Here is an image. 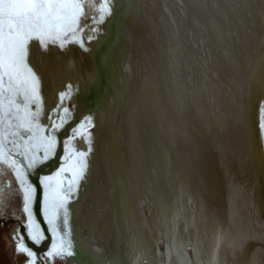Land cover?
I'll return each mask as SVG.
<instances>
[{"label": "bare ground", "instance_id": "bare-ground-1", "mask_svg": "<svg viewBox=\"0 0 264 264\" xmlns=\"http://www.w3.org/2000/svg\"><path fill=\"white\" fill-rule=\"evenodd\" d=\"M142 1L112 0V15L99 25H91L96 28L95 32L89 29L85 34L87 38L92 36L89 41L94 49L95 59L98 60L100 68L107 78L116 108V117L121 122V146L127 172V183L130 185L132 182L129 172L131 166L139 168L140 171H143L147 166H156L154 204L159 209V221L162 223L167 240L172 242V233L169 232L177 223V235H174V240L177 239L178 244H181L183 239L191 238L195 244L189 255H181L179 251L176 252L175 262L176 264H201L203 259L207 261L216 257V253L207 256L203 251L205 243L212 244L214 241V228L212 222L202 220L201 211L196 208L185 209L183 207L182 199L189 197L185 185L189 180L184 176L181 165L178 163V155L172 150L167 129L158 114V91L154 83L161 78L168 88L169 82H171V85L178 83L180 88L187 86L191 90L193 78L196 79L199 76L192 74L193 72L190 73L189 69L203 72V75L206 73L205 76H207L208 67L214 70L219 67L226 70L227 78H229L228 84L223 82L224 78L221 80L216 75L213 77L217 87L221 88L225 97L227 96V102L229 100V103L232 104V107L228 104L227 108L224 106L225 110L221 112L225 116L227 113L228 118L231 119L234 116L235 119L236 116L239 119L243 116L246 118L248 130L245 134V142L241 143L243 146L240 148L239 156L243 160L244 166L246 164L253 165L257 156L253 145L251 148L248 146V135L251 133L252 136H256L255 134L260 129V109L264 105V66L262 65V67L261 63L255 66L249 63L257 51L262 52L264 49V37L260 40L261 35L244 27L243 22L247 23L244 7L248 5L250 10L259 12L262 17L263 27L260 32L264 34V0ZM219 17H222V20L217 19ZM188 38H191L194 44L190 49L188 48ZM243 40L255 43L254 46L257 43L259 45L257 49H252L250 46L248 49H244L241 48ZM179 46L182 48L177 51ZM215 47L228 49L225 54L227 61H220V64L216 65L207 58L205 62L208 64L202 63L201 61L205 57L200 58V54ZM211 51L213 52V50ZM87 53L88 51L82 49L78 44L69 45L63 50L53 46L45 51L36 42H33L30 47L29 61L41 79L44 109H48L49 104L44 97L48 90L47 81L51 79L53 83L56 78L63 91L70 84L74 89L72 98L68 100V108L71 113L69 124H72V129H78L81 119L85 120L84 117L92 118V126L88 127L87 131L81 130L80 134L73 138L74 145L70 149L72 152L88 153L86 157L87 179L80 182L78 190L79 202L85 201L86 204L82 203L81 206L69 211L72 213V220L69 221L70 229L77 231V233L75 231V235H70V239L72 242L74 239L77 240L78 245L86 248V252L92 254L93 258L110 256L113 259V256H117L119 250L124 246L125 241L122 233L126 230V226L121 227L118 214L116 221L113 220L114 215L111 211V204L104 193L105 188L104 192L100 191L103 198L100 205L96 204L98 197L95 191L91 193L92 200L87 197L89 191L86 186L91 184L94 177L92 171L94 159L91 154L92 150L87 147L86 143L83 145V141L89 138L94 143L99 141L98 135L93 133V130L96 131V121L103 114L97 107L96 101H93L94 103L90 106L87 102L89 107L85 111L82 106L85 101H88L84 85L85 71L87 70L83 65L85 64L84 60L88 59ZM81 56L85 59H82ZM209 74L212 75V73ZM213 85H209L207 89L213 90ZM225 85L226 88H224ZM53 86L55 87V83ZM227 91L230 92L229 95ZM233 97L234 100L236 98L235 104H238V115L234 112ZM81 110L84 111L82 116ZM84 122L86 123V121ZM132 153L136 154L134 158H130ZM164 156L169 157L166 165L167 172L163 165ZM36 170L41 177L51 176L50 170L43 163L39 164ZM181 188L183 192H181ZM129 201L132 202V198ZM70 202L73 205V202ZM223 205L224 216L227 214V216H223L224 222H231L230 247L231 245L238 247L240 231L238 232L236 224L239 222L232 215V209L236 205L234 206L231 202V197L223 199ZM235 209L241 211V205L237 204ZM184 211L187 212V217H184ZM21 219L27 220L25 213ZM14 232H18L19 243L22 245L23 239L16 223ZM199 235L201 238H198ZM198 242L204 244L198 246ZM98 244L101 248L100 252L97 249ZM162 253L160 249L159 258L161 261Z\"/></svg>", "mask_w": 264, "mask_h": 264}, {"label": "water", "instance_id": "water-1", "mask_svg": "<svg viewBox=\"0 0 264 264\" xmlns=\"http://www.w3.org/2000/svg\"><path fill=\"white\" fill-rule=\"evenodd\" d=\"M141 2L143 1L141 0ZM244 8L246 9L245 16L247 18V23L243 22L244 27H248L251 31L261 35L260 40H262L264 37V34L260 32L263 27L262 17L259 12L250 10L248 5ZM221 18L217 19L222 20ZM84 40L85 48L88 51V59L81 57L85 59L83 65L87 70L85 71L84 85L88 101H85L82 106L85 111L87 107L94 103L93 101H96L97 107L103 112L102 116L96 121L97 132L93 130V133L98 135L99 141L94 143L91 138L83 141V145L86 143L87 147L92 150L91 154L94 159L93 180L89 186L85 184L88 188L87 191H89L87 197L92 200L91 193L95 191L98 197H96L98 199L96 204L100 205L103 199L100 191L101 193L104 192L105 188L104 193L111 204V211L114 215L113 220L116 221L118 214L121 227L126 226V230L122 233L125 243L117 256H113V259L110 256L93 258V255L87 253L86 248L78 245V241L73 238L74 254L59 258L61 259L60 264H176L174 257L176 252L179 251L181 255H189L195 244L191 238L183 239L181 244H178L177 239L174 240L177 235V223L169 232L172 233V242L167 240L162 223L159 221V209L154 204L153 192L155 189L154 180L157 176L156 166H147L143 171L131 166L129 172L132 176V182L130 185L127 183V172L121 146V122L116 117V108L108 87L107 78L103 74L98 60L95 59L94 49L85 33ZM192 44V39L188 38L189 49L192 48ZM254 44L243 40L241 48L248 49V46H250L252 49H257L259 44L257 43L256 46ZM180 48L182 46H179L177 51ZM211 50L204 51L207 55L205 53L200 54V58L205 57L201 61L202 63L208 64L205 62L207 58L211 59L216 65L220 64V61H227L225 55L228 52L227 48L215 47ZM182 53L184 54L183 50ZM260 63L261 66H264V49L262 52L257 51L249 64L255 66ZM216 69L208 67L207 76H205L206 73L203 75V72L189 69L190 73L193 72L192 74H198L200 77L193 78L194 82L191 85L193 91L192 88L189 90L187 86L180 88L178 83L171 85V82H169L170 86L168 88L161 78L154 74L159 78L154 83L158 91V114L167 129L172 150L178 155V163L181 165L184 176L189 180V182L187 181L188 184H185L189 197L182 199L183 207L185 209L196 208L201 211L202 220L204 222L209 220L214 228L213 243L201 244H204L205 249L203 251L207 256L216 253V257L207 261L203 259L201 264H264V153L261 152V147L264 146V134H262L261 128L255 134L256 136L249 133L248 146L251 148L253 145L257 159L254 164L252 163L253 165L246 164L247 167L244 166L239 151L243 146L241 143L245 142V134L248 130L246 118L243 116L239 119L236 116L235 119L234 116L231 119L228 118L227 113L226 116L222 115L221 111L229 105L232 107V104L229 103V100L227 102V96L225 97L221 92V88L217 87L213 77L216 75L221 80L224 78L223 82L225 81L224 83L227 84L229 78H227L228 73L226 70L220 67ZM209 73H212V75ZM66 81L68 80L66 79ZM54 83L55 87L53 86ZM209 85H213V90L207 89ZM46 87L48 90L47 92L44 91V97L49 104L48 109L43 108L44 114L41 121L46 129L45 134L49 135L51 132L49 131L48 115L57 108L59 94L64 91L60 89L56 78L53 83L49 79ZM224 88H226V85ZM55 91L56 93H54ZM55 100L56 103H54ZM235 101L236 98L233 105L235 106L234 112L237 114L238 104L236 105ZM64 103L66 107L69 106L68 99ZM84 111L81 110V116ZM62 115L63 112L60 110L59 115L53 116L56 124L61 123L60 116ZM69 120L55 132L57 138L55 155L50 156L47 161L43 162L50 170L51 175H54L64 164L65 142L68 144V151L72 152L70 149L74 145L73 127L72 124H69ZM84 121L81 119V122ZM135 153L130 154V158H134ZM37 155L42 159L43 151H39ZM17 159L22 158L17 157ZM168 159L167 156L163 157L166 172ZM24 163L26 164V161ZM70 176V172L64 174L65 183H67ZM40 178L41 176L37 174L36 168L28 176L29 181L37 188L36 200L33 203V214L36 224L44 232L45 239L37 245L29 238V228L27 227L29 220L26 213L27 220L23 221L20 218L16 221V224L23 239L22 245L37 253L36 264H50L44 254L51 246L52 235L48 231V225L41 212L44 189L40 184ZM181 192H183L182 188ZM78 193L79 191L71 200L73 205L69 202V211L70 209H76L79 205L81 206L82 203L86 204L85 201L79 202ZM226 197H231V202L234 206L236 205L235 207H237V204L241 205V211H237L235 207L232 209L233 218L235 217L239 222L236 224L238 232L240 231L238 247L235 245L230 247L229 236L231 234L229 235V231L231 233V222L225 221V224L223 218L225 213L223 199ZM131 198L132 202L129 201ZM71 216L72 213L69 212V221L72 220ZM184 217H187V212H185ZM75 231L71 229V234L75 235ZM201 244L198 242V246ZM97 249L99 252L101 251L99 244ZM160 249L163 252L162 261L159 258ZM51 264H57L56 260Z\"/></svg>", "mask_w": 264, "mask_h": 264}, {"label": "snow or ice", "instance_id": "snow-or-ice-1", "mask_svg": "<svg viewBox=\"0 0 264 264\" xmlns=\"http://www.w3.org/2000/svg\"><path fill=\"white\" fill-rule=\"evenodd\" d=\"M112 12V0H0V177L11 173L18 183L23 212L28 215L29 238L37 245L45 236L34 219L37 188L28 176L55 155V132L71 118L64 102L72 98L74 89L70 84L59 94L57 108L48 115L51 134L46 135L41 121L44 114L41 79L30 64V47L36 42L47 51L53 46L63 50L78 44L87 51L84 33L89 29L95 32L96 28L91 25L103 23ZM91 39L89 36L88 40ZM60 110L63 112L61 123L56 124L53 116L59 115ZM260 111V128L264 134V105ZM85 121L73 129V138L92 126L91 117H85ZM64 147V164L54 175L40 178L44 189L41 212L52 235L51 246L44 254L50 264L74 254L68 204L79 190L80 182L86 179L88 169V153L69 152L67 142ZM39 151H43L42 159L37 155ZM261 152L264 153V146ZM68 172L71 176L65 183L63 177ZM11 186V182L0 181V199L4 189ZM13 236L20 240L18 232ZM16 251L26 254L27 264H36L37 253L32 249L17 243Z\"/></svg>", "mask_w": 264, "mask_h": 264}, {"label": "rangeland", "instance_id": "rangeland-1", "mask_svg": "<svg viewBox=\"0 0 264 264\" xmlns=\"http://www.w3.org/2000/svg\"><path fill=\"white\" fill-rule=\"evenodd\" d=\"M0 181L3 184L11 182L12 185L10 189H4L3 198L0 199V264H27L26 254L16 251L20 240H15L13 236L16 221L24 215L22 195L17 191L19 186L11 173L0 177ZM60 262L61 259H56L57 264Z\"/></svg>", "mask_w": 264, "mask_h": 264}]
</instances>
